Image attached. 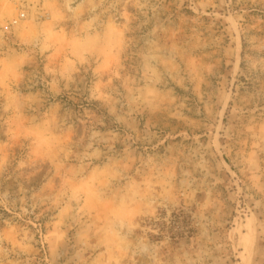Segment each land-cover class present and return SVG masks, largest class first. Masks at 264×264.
<instances>
[{
    "label": "rangeland",
    "instance_id": "1",
    "mask_svg": "<svg viewBox=\"0 0 264 264\" xmlns=\"http://www.w3.org/2000/svg\"><path fill=\"white\" fill-rule=\"evenodd\" d=\"M0 264H264V0H0Z\"/></svg>",
    "mask_w": 264,
    "mask_h": 264
},
{
    "label": "built area",
    "instance_id": "2",
    "mask_svg": "<svg viewBox=\"0 0 264 264\" xmlns=\"http://www.w3.org/2000/svg\"><path fill=\"white\" fill-rule=\"evenodd\" d=\"M26 10L23 8H20L16 14L10 19L9 23L11 26H17L19 25L23 20L26 19Z\"/></svg>",
    "mask_w": 264,
    "mask_h": 264
}]
</instances>
